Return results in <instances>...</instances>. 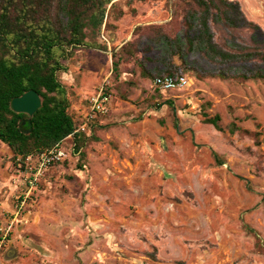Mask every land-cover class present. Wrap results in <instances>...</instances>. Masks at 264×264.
Returning <instances> with one entry per match:
<instances>
[{
	"label": "rangeland",
	"instance_id": "1",
	"mask_svg": "<svg viewBox=\"0 0 264 264\" xmlns=\"http://www.w3.org/2000/svg\"><path fill=\"white\" fill-rule=\"evenodd\" d=\"M234 1L264 32V0ZM183 3L116 0L94 39L105 50L80 47L65 61L58 76L77 119L105 77L113 94L110 112L88 123L83 159L65 138L66 158L30 187L35 155L14 161L0 141V264H264V80L215 74L249 61L194 51L184 66L169 61L143 35L137 57L151 75L171 62L186 77L163 90L120 48L138 25L182 34ZM212 30L219 44L248 38ZM216 114L220 128L204 121Z\"/></svg>",
	"mask_w": 264,
	"mask_h": 264
},
{
	"label": "trees",
	"instance_id": "2",
	"mask_svg": "<svg viewBox=\"0 0 264 264\" xmlns=\"http://www.w3.org/2000/svg\"><path fill=\"white\" fill-rule=\"evenodd\" d=\"M115 1L0 0V141L9 148L14 161L19 158V162H24L28 156L37 155L68 137L72 139V153L79 159L84 158L88 132H75L80 119L69 112L67 89L58 74L66 71L65 61L73 50L103 48V45L96 46L94 39L106 24L108 5L112 6ZM183 2L182 34L170 35L161 25H138L131 41L120 47L135 59L142 76L154 80L164 75L181 74L173 70L170 62L165 64V70L151 75L144 62L148 59L137 57V53L146 52L143 48L139 50V39L145 35L150 40L147 47L150 43L161 46L162 55L169 61L177 56L184 66L190 51L220 63L249 61L250 67L235 69L233 75L229 68H220L215 74L222 78L264 80V32L244 16L237 1ZM212 24L222 25L235 33L246 31L248 38L243 42L232 39L231 44H219L214 39ZM117 64V61L112 63L113 69H117ZM29 89L39 94V108L32 115L13 111L12 98ZM219 119L216 114L205 117L204 121L220 128ZM94 120L89 123V129ZM232 127L236 126L232 124ZM214 156L218 159L216 154Z\"/></svg>",
	"mask_w": 264,
	"mask_h": 264
},
{
	"label": "built area",
	"instance_id": "3",
	"mask_svg": "<svg viewBox=\"0 0 264 264\" xmlns=\"http://www.w3.org/2000/svg\"><path fill=\"white\" fill-rule=\"evenodd\" d=\"M103 40L107 41V38L101 34ZM107 77L96 87L94 93H92L86 103V110L83 114V117L77 123L76 131L88 132V123L94 119V117L99 115H106L110 112V99L112 97V92L109 90L107 85ZM156 87H159L163 90H169L175 87L184 85L187 80L184 74H177L174 76H161L156 77L153 80ZM67 156L64 149L60 144H56L53 147L47 148L37 155H35V167L34 171L31 173L28 183L32 187L37 180V178L42 174V172L47 169L53 162H58L65 159ZM31 158V156H28ZM19 159V158H18ZM17 159V160H18ZM28 194L24 195L23 200L21 201L20 207L27 199ZM19 207V209H20ZM18 209V210H19Z\"/></svg>",
	"mask_w": 264,
	"mask_h": 264
},
{
	"label": "water",
	"instance_id": "4",
	"mask_svg": "<svg viewBox=\"0 0 264 264\" xmlns=\"http://www.w3.org/2000/svg\"><path fill=\"white\" fill-rule=\"evenodd\" d=\"M41 98L34 89H29L11 100V109L15 112H23L32 115L40 106Z\"/></svg>",
	"mask_w": 264,
	"mask_h": 264
},
{
	"label": "crops",
	"instance_id": "5",
	"mask_svg": "<svg viewBox=\"0 0 264 264\" xmlns=\"http://www.w3.org/2000/svg\"><path fill=\"white\" fill-rule=\"evenodd\" d=\"M86 103H87V101H86Z\"/></svg>",
	"mask_w": 264,
	"mask_h": 264
}]
</instances>
